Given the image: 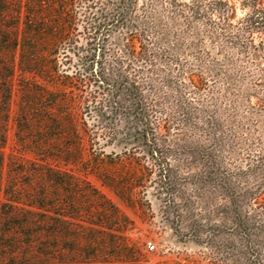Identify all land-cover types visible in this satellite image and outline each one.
<instances>
[{"label":"rangeland","instance_id":"1","mask_svg":"<svg viewBox=\"0 0 264 264\" xmlns=\"http://www.w3.org/2000/svg\"><path fill=\"white\" fill-rule=\"evenodd\" d=\"M41 1L9 0L0 27L11 92L3 151L20 158L13 118L37 98L66 130L31 124L55 144L42 160L74 186L67 194L56 178L37 194L52 202L36 212L52 224L53 258L12 244L1 262L264 264V162L246 147L264 137V40L242 51L207 0L189 18L190 0H71L62 14ZM230 1L235 23L243 10Z\"/></svg>","mask_w":264,"mask_h":264},{"label":"trees","instance_id":"2","mask_svg":"<svg viewBox=\"0 0 264 264\" xmlns=\"http://www.w3.org/2000/svg\"><path fill=\"white\" fill-rule=\"evenodd\" d=\"M236 1L239 2V6L243 10V15L237 18L235 23L232 22V19L235 17L234 3L230 0H207L205 7L209 12H215L217 14L220 25L234 28V31H227L225 28L223 29L219 26V28L221 27V30L224 31L225 35L228 34L229 38H240L243 44L241 46L242 51H250V49H252V51L258 50L257 48L263 45L264 40V0ZM173 2L176 3L175 0H173ZM8 4L9 0H0V27L2 26L1 24L6 22V18H8L10 11ZM70 4L71 0H59L57 4L55 0H42L40 2V8L43 11H49V9H47V6H49L50 10H57L62 14L66 9L68 11ZM184 4L188 18L191 17V14L196 16L203 11V0H190ZM120 15L121 13L119 16ZM121 20H114L112 26L118 24ZM107 26L108 24L104 27ZM92 27L95 33L98 31L99 40L102 36V24L100 23L98 26ZM254 31L263 34L259 44L254 43L252 36ZM5 32L6 31L3 29V35ZM61 34V32L54 34V37L60 38ZM131 51L132 55L137 54L135 47L131 49L130 52ZM0 56L3 58L2 52H0ZM3 67L4 62L2 61L0 64V224H4L5 226L0 230V251L7 249L9 245L21 244L24 247L30 248V250L24 251V255L35 252L34 255L36 258L43 259L46 257L51 259L54 255V231L51 227L52 224L45 223V221L41 220V217L37 216L36 210L37 208L40 209L41 203L51 205L52 202L45 201V198H39L37 194L39 192L44 194L45 190L52 189L55 185L56 178L60 180L61 183L55 186H61L66 190L67 194L71 192L74 183L70 181L71 177L67 176L68 182H66L65 179L57 177V172L51 164L42 160L47 159L49 155L48 151L55 148L54 142L43 141L42 139L48 137H46V134L42 133L43 130L38 126H36L35 130L29 128L31 124L37 125L38 123H42L44 128L46 127V129H48L50 124L55 123L57 126L55 130L53 129V132L58 131V134H56L58 136L66 134V130L63 129L64 127L60 124L61 117L53 116L50 110H46L45 108L37 110L34 108L38 104L36 101L37 98H32V100L28 102V106H26L25 103L21 108V112H17L16 118H13L16 123V129L14 130V137L17 143L16 150L21 153L19 156L20 158H16L17 156L13 155V153L5 155L3 147L7 143V132L10 121L9 100L11 92H9L7 79H3L5 76V74L2 73ZM31 115H33V119L28 120V116ZM50 132H52V130ZM246 147L249 151L247 155L251 157V160L255 161L256 159V161L259 162L256 165H260L261 162H264V137H261L260 133H258L257 136H250ZM253 147H258V149H253ZM25 153L32 154L36 158L24 160L23 155ZM51 156H56V153L54 152ZM92 190L98 193L94 188ZM46 211L49 212L48 210ZM48 218H51V216ZM44 233H47L45 237L43 236ZM9 237L11 239L7 242L3 241ZM77 245L79 246L80 243L78 242ZM15 252H17V250L12 251L11 255H14ZM6 258L7 256L5 255L0 256V264H5V262L1 261Z\"/></svg>","mask_w":264,"mask_h":264},{"label":"built area","instance_id":"3","mask_svg":"<svg viewBox=\"0 0 264 264\" xmlns=\"http://www.w3.org/2000/svg\"><path fill=\"white\" fill-rule=\"evenodd\" d=\"M146 246L147 248H149L150 250H153L155 248V244L152 243L151 241H147L146 242Z\"/></svg>","mask_w":264,"mask_h":264}]
</instances>
